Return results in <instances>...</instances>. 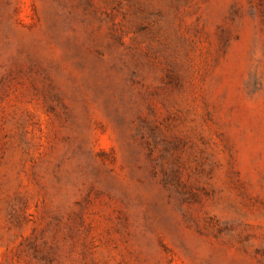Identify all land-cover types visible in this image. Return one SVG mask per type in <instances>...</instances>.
<instances>
[{"label":"rangeland","instance_id":"rangeland-1","mask_svg":"<svg viewBox=\"0 0 264 264\" xmlns=\"http://www.w3.org/2000/svg\"><path fill=\"white\" fill-rule=\"evenodd\" d=\"M0 264H264V0H0Z\"/></svg>","mask_w":264,"mask_h":264}]
</instances>
